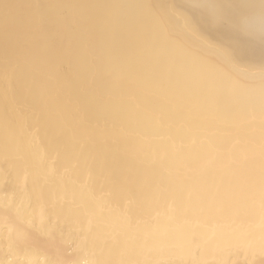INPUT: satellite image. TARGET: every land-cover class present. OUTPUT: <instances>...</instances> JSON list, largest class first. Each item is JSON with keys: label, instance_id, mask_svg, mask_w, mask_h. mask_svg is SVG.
<instances>
[{"label": "bare ground", "instance_id": "obj_1", "mask_svg": "<svg viewBox=\"0 0 264 264\" xmlns=\"http://www.w3.org/2000/svg\"><path fill=\"white\" fill-rule=\"evenodd\" d=\"M0 264H264V0H0Z\"/></svg>", "mask_w": 264, "mask_h": 264}]
</instances>
